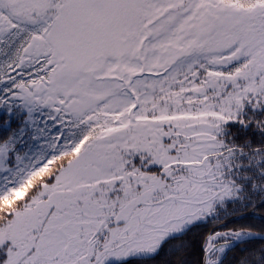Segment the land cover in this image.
<instances>
[{
  "label": "snow or ice",
  "instance_id": "obj_1",
  "mask_svg": "<svg viewBox=\"0 0 264 264\" xmlns=\"http://www.w3.org/2000/svg\"><path fill=\"white\" fill-rule=\"evenodd\" d=\"M248 209L264 0H0V264H189L209 224L196 264H225L264 241Z\"/></svg>",
  "mask_w": 264,
  "mask_h": 264
},
{
  "label": "trees",
  "instance_id": "obj_2",
  "mask_svg": "<svg viewBox=\"0 0 264 264\" xmlns=\"http://www.w3.org/2000/svg\"><path fill=\"white\" fill-rule=\"evenodd\" d=\"M262 218H264V210H256L254 212L252 209H248L240 212L239 214H234L230 219L234 221V223L231 224L233 228L251 226L255 230L259 231L261 228H264V219ZM216 227H219V225L209 224L207 227H202L195 233L190 234L186 238V242L190 245V248L187 252L180 254L181 258L187 259L189 264H196L201 255L200 245L202 243V237ZM245 247L259 249L264 247V241L255 240L251 244L241 245L240 248L228 255V259L225 264H237V261L241 259L242 256L247 255V253H243L242 251ZM167 259H169V257H162L161 261H157L156 264H163V262Z\"/></svg>",
  "mask_w": 264,
  "mask_h": 264
}]
</instances>
